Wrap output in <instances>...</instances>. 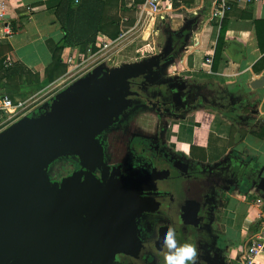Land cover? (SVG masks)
<instances>
[{
	"label": "crops",
	"instance_id": "1",
	"mask_svg": "<svg viewBox=\"0 0 264 264\" xmlns=\"http://www.w3.org/2000/svg\"><path fill=\"white\" fill-rule=\"evenodd\" d=\"M143 2L0 0V100L29 96L20 94L21 85L46 81V89L58 82V97L52 101H61L39 110L42 118L73 106L90 87L103 89L122 71L150 72L140 78L138 90L147 101L155 102L125 103L96 136L102 164L120 165L119 176L134 180L155 168H171L182 179L183 199L195 204L194 196H202V202L197 199L199 208L192 206L202 216L189 222V227L195 225L189 232L200 228L202 245L212 239L225 264H241L249 238L264 224V69L253 71L264 58L260 50L264 48V0L231 3V11L222 20L225 33L215 72L211 68L222 21L210 14L217 0H174L170 9L162 8L158 16L129 34L126 46L112 57L131 48L140 53L132 65L113 71L100 64L62 78L68 58L82 56L134 26L135 7ZM66 7L77 18L74 30L79 31L83 23L96 32L95 42L64 48L59 62H54L55 47L63 38L57 16L65 17ZM155 24L154 37L161 34L163 40L147 43L144 37ZM138 33L141 36L135 38ZM209 56L212 63L206 65ZM16 62L28 72L3 75ZM99 71L108 75L102 88L95 84ZM260 78L262 86L253 89L251 84ZM186 95L198 98L187 103ZM0 119L6 118L0 113ZM203 179L211 184L209 188ZM193 184L200 187L196 193ZM257 198L262 200L259 206L254 202ZM257 264H264V257Z\"/></svg>",
	"mask_w": 264,
	"mask_h": 264
},
{
	"label": "water",
	"instance_id": "2",
	"mask_svg": "<svg viewBox=\"0 0 264 264\" xmlns=\"http://www.w3.org/2000/svg\"><path fill=\"white\" fill-rule=\"evenodd\" d=\"M147 74L122 71L103 89L79 94L73 106L19 120L0 132V264H143L146 253L163 264L161 237L168 227L157 226L155 238L141 242L134 218L160 214L181 241L182 227L192 225L189 218L202 216L196 209L202 196H194L195 204L183 199L182 179L171 168L116 182L121 166L102 164L95 137L125 103L147 101L138 90ZM262 84L260 78L251 87ZM66 153L75 155L84 171L50 183L45 166ZM195 189L200 187L193 184Z\"/></svg>",
	"mask_w": 264,
	"mask_h": 264
},
{
	"label": "built area",
	"instance_id": "3",
	"mask_svg": "<svg viewBox=\"0 0 264 264\" xmlns=\"http://www.w3.org/2000/svg\"><path fill=\"white\" fill-rule=\"evenodd\" d=\"M173 1L174 0H144L142 4L135 7L137 17L134 26L119 33L114 39L100 42L93 49L87 50L82 56L77 55L74 58H68L66 61L68 70L62 78H70L75 75L83 74L95 66L112 61V57L126 46L128 38L131 37L129 34H135L144 22L158 16L162 8L170 9ZM254 1L257 0H217L210 15L222 21L225 19L228 12L231 11L232 2H245L249 4ZM211 63L212 56H209L205 59V64L210 65ZM58 84V82L53 83L46 89L23 99L14 101L10 99L0 100V113L7 121L25 119L44 108L56 97V94L58 95ZM254 202L257 206L262 204V200L259 198L255 199ZM241 257V264H257L260 258L264 257V224L249 238V243Z\"/></svg>",
	"mask_w": 264,
	"mask_h": 264
},
{
	"label": "rangeland",
	"instance_id": "4",
	"mask_svg": "<svg viewBox=\"0 0 264 264\" xmlns=\"http://www.w3.org/2000/svg\"><path fill=\"white\" fill-rule=\"evenodd\" d=\"M115 19H116L115 17L114 18H110V20H115ZM155 29H156V24L155 25H152L151 29L148 31V33H146V35L144 37V40H146L147 43L150 42V41H152L155 38L154 37V34H153V31ZM137 36L139 37V36H141V34L138 33L137 35H135V38H137ZM155 40L157 42H161L163 40L162 35L161 34L158 35L155 38ZM139 42L141 43V42H144V41H143V39L142 40L140 39ZM142 52L145 53V51H142ZM138 54H140V53L134 52L133 49L131 50V48L130 49L128 48V49L120 52L115 58L112 59V61H110V62H104L102 64L104 66L108 65L107 67H109V68L112 67L113 68V71H114V70H117L119 68L124 67V65H126V63H130V65H132L135 62L134 61V56H139ZM98 74H99L98 75L99 76V79L95 81V84L98 87L102 88L104 86V83L107 81L108 75H107V78H106V74L107 73L104 72V76H103L101 74V71H99ZM108 74H109V72H108ZM104 79H106V80H104ZM52 88H54V87H52ZM56 96H57V94H56ZM52 100H51V103L53 102ZM62 100H64L63 102H65V100H68V99H62ZM59 101H61V100H59ZM59 101L55 100L53 102V104H56V103L58 104ZM52 105L48 106V108L50 109V107ZM37 116L40 118L39 112H37L36 114H34L30 119H35V117H37ZM17 121H19V120H16V121L15 120H8L7 121L6 119L5 120H3V119L1 120L0 119V132L2 130H4L5 128L9 127L10 125H12L13 123L17 122ZM97 137H95V138L97 139ZM76 163H78L77 157H75V155H71V154H68V153L64 154L63 156H59L56 159H54L51 162H49L48 166L47 167L45 166L46 175L48 177L49 182L50 183H52V182H60L63 178L71 175L73 172L76 171V167H78V169L81 167V166H79V163L78 164H76ZM52 169L54 170V172L52 174H50V171ZM82 170L84 171V169H81L80 168V170H77V171L81 172ZM140 175L138 177H135V178H140ZM127 180L128 181H132V180H134V178H132V177L129 178V177H126V176H123V175L118 176L116 178V182H123V181H127ZM211 211H212V214H213L214 213V208H212ZM158 216L163 218V216L160 215V214H156V213H144V214H142L140 221L141 222L154 223L155 220L158 219ZM139 224H140V222L139 223H136V225H138V226H139ZM139 231H140L139 234L141 236H143L144 233L142 232L141 228H139ZM144 236H146V235L144 234ZM183 237H184V235H183ZM199 237H200V235L198 233V238H197V240H198V246L200 248H202V250H200L201 251L200 256L203 257L204 254H205L206 258H208L210 260V263L209 264H225L224 263L225 261L223 262V258L219 256L218 250H216L215 247L213 249H211L210 246H209L208 241H205V244L201 245V242L199 240ZM178 240L179 239H177V241ZM179 242H181L182 244L183 243H188V241L187 240H184V239H182L181 241H178V243ZM142 260H144V259L142 258ZM203 261H204V257H203Z\"/></svg>",
	"mask_w": 264,
	"mask_h": 264
},
{
	"label": "trees",
	"instance_id": "5",
	"mask_svg": "<svg viewBox=\"0 0 264 264\" xmlns=\"http://www.w3.org/2000/svg\"><path fill=\"white\" fill-rule=\"evenodd\" d=\"M67 9V7H66ZM58 22L61 26V31L63 34V38L61 39V41L56 45L55 47V52L53 55V59L54 62H59L58 59V55L60 54V52L67 47H72L74 45H79L82 43H91L93 44L95 41V34L96 32H91L89 31V29H87L88 27H84L83 23L81 24L82 27L79 31H75L74 30V21H76L77 18L74 17V12L73 10H71L70 8H68L66 10V15L65 17H60L57 16ZM87 30V31H84ZM224 33H225V23L224 21L221 22V28H220V33H219V38H218V43H217V47L215 50V54H214V58H213V64H212V72H215L216 70V66L219 62V58H220V51L222 48V44H223V37H224ZM260 50L264 51V48L260 46ZM264 69V58L261 59L256 65H254L253 67V71L255 73L260 72ZM28 71L23 69L22 66H20L17 62L13 64V66L8 69L5 70L3 75L5 76H13L15 74H23V73H27ZM47 86V82L46 81H42L38 84H34L31 86H24L21 85L19 86V92L22 95H32V94H36L38 92H40L42 89H44ZM201 92V91H200ZM197 96H188L186 95V102H193L195 99H197ZM118 115V114H117ZM115 124V123H114ZM51 166V165H50ZM54 167V166H53ZM54 172V170L52 169L50 171V174H52ZM52 176V175H51ZM203 184L209 188L210 187V183H208L205 179L202 180Z\"/></svg>",
	"mask_w": 264,
	"mask_h": 264
},
{
	"label": "flooded vegetation",
	"instance_id": "6",
	"mask_svg": "<svg viewBox=\"0 0 264 264\" xmlns=\"http://www.w3.org/2000/svg\"><path fill=\"white\" fill-rule=\"evenodd\" d=\"M37 112H35L34 114H36ZM78 164V163H76ZM118 166V165H116ZM77 170H80V168L78 169V167H76V171ZM169 195V194H168ZM160 196H163V198H165L166 196L164 195H160ZM144 214V213H142ZM142 214L140 215H137L135 218H134V226H135V231H136V235H137V238L141 241V242H146V241H149V240H152L154 237H155V230H156V227L159 226V225H166L167 227H171V222L168 220V219H165L164 217H159L158 216V219L155 220L154 223H150V222H141V216ZM188 219V218H187ZM191 221V219L189 218L188 222ZM139 226L136 225V223H139ZM194 226H186V227H182V239L184 240H187L188 243H191L195 246L196 248V251H197V256H196V260H195V264H204L205 261L207 260L209 263H210V260L208 258H206V256H203L204 257V261H203V257L200 256L201 254V251L202 248H200L198 246V233H199V229L197 227V230L196 232L192 233V232H189V230H193ZM139 228H141L142 232L146 235L144 236H141L139 233ZM190 228V229H189ZM189 229V230H188ZM184 235V237H183ZM200 240V238H199ZM209 243V246L211 249H213L215 247L214 245V241L212 239H209L208 241ZM179 244H182L181 242H179ZM202 245V243H201ZM216 248V247H215ZM144 260H143V264H158V260L156 258V256H154L153 254L151 253H146L144 254V256L142 257ZM152 259V260H151ZM113 264H130L129 262H127L126 260H122V261H114Z\"/></svg>",
	"mask_w": 264,
	"mask_h": 264
},
{
	"label": "clouds",
	"instance_id": "7",
	"mask_svg": "<svg viewBox=\"0 0 264 264\" xmlns=\"http://www.w3.org/2000/svg\"><path fill=\"white\" fill-rule=\"evenodd\" d=\"M163 264H195L197 251L193 244H179L174 228L168 227L161 237Z\"/></svg>",
	"mask_w": 264,
	"mask_h": 264
}]
</instances>
